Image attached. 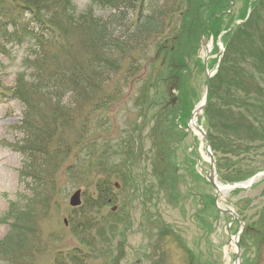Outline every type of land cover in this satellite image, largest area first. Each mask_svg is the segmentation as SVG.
<instances>
[{
  "label": "rangeland",
  "instance_id": "374dc122",
  "mask_svg": "<svg viewBox=\"0 0 264 264\" xmlns=\"http://www.w3.org/2000/svg\"><path fill=\"white\" fill-rule=\"evenodd\" d=\"M203 1L212 11L230 6ZM203 1L39 0L50 9L40 31L27 30V14L0 28V264H233L239 224L216 210L203 138L186 129L219 62L218 35L240 25L254 0H232L217 37L213 26L198 47L192 16L206 21ZM11 7H0V21H11ZM248 20L198 119L218 147L222 184L264 171V68H240L235 55L241 41L263 47L264 0ZM230 84L246 104L235 118L243 109L254 137L223 130L232 124L222 91ZM77 190L81 205L72 208ZM218 205L249 228L241 264H264V176L222 192Z\"/></svg>",
  "mask_w": 264,
  "mask_h": 264
},
{
  "label": "trees",
  "instance_id": "16d2710c",
  "mask_svg": "<svg viewBox=\"0 0 264 264\" xmlns=\"http://www.w3.org/2000/svg\"><path fill=\"white\" fill-rule=\"evenodd\" d=\"M203 1V0H202ZM225 3V0H223ZM11 4L12 3V7L10 9V18L11 21L7 22V21H0V28L2 29H7L8 26H10L11 24H16L19 23L25 16V14H27L29 16V18H27V30L34 32V31H40L42 28H44L45 26L43 25V23H45L46 21L44 20L45 17L48 16V14H50V9L48 7L39 5V0H0V7H2L3 5L6 4ZM204 8L206 10L207 13V18L206 21L204 23L201 22V16L196 13L192 16V23L197 24V26L199 27L200 30V34L202 33H206L207 31H210V29H212V27L214 26V28H216V30L214 31V34L212 35L213 37H217L218 34V25L219 22L215 19V15L221 11L224 10V7L221 6L219 8H214V10L212 11V2H204ZM255 12V11H254ZM12 14V15H11ZM149 18H146L145 23H146V28L147 29H152L155 30V24L158 22L157 20H153V18H151L150 16H148ZM208 21V27H206V22ZM241 30V29H240ZM237 31V30H236ZM239 31V29H238ZM199 34V35H200ZM236 39V37L234 38L233 35H227L224 38V43L226 46V50L228 49V47L231 45V43H233V40ZM260 41V40H259ZM259 41L256 43V47L257 50L255 51H249L247 53V55L244 53L246 51H240L239 53V62H240V68L242 65H250L253 62L256 63V61H258L260 63V67L264 68V45L263 47H261L258 43ZM242 46H243V50H247V48L249 46H251L250 44H247V42H243L242 41ZM264 44V43H263ZM253 52H256V55L253 54ZM225 62V59L223 61V63ZM224 67V66H223ZM241 71V75H243V71L244 70H240ZM261 75H264V70H261ZM248 72H244V76H246ZM236 74V78H238V73ZM235 84V83H234ZM234 84H230L229 87H225L224 90H222L225 94H226V98H227V102L230 101L229 103H227L226 105H230L229 106V111H227L229 113L228 116V120L227 122L230 123L232 122L231 125H226L224 124L223 126V130L226 132V134L228 133H237L240 131H249V133L251 134V136H255L258 133V130L255 129L252 125H245V122L247 121V118L243 117L246 114H243L242 110H240V115H234V108L238 109V103L242 104V108L246 109V104L245 102L241 101L239 102L240 97L236 95V93H234L232 91L231 88H233ZM239 83L236 82V89H241L243 86L242 84L237 88ZM258 86V85H257ZM259 87V86H258ZM260 88V87H259ZM240 91V90H239ZM238 91V92H239ZM259 92V90L257 91ZM261 92V91H260ZM262 94V98H264L263 93ZM228 96V97H227ZM225 98V100H226ZM259 99V98H258ZM231 103V104H230ZM232 105V106H231ZM253 106V105H250ZM247 112H249V110H247ZM220 114H222V112H220ZM237 116H239L238 118V122H237ZM243 122V123H242ZM56 127V126H55ZM261 130H259V139L262 140L264 139V127L260 128ZM225 135V133H224ZM238 135V134H237ZM228 136V135H227ZM238 137H236L237 140ZM226 141H229V137L225 138ZM246 139H248L246 137ZM256 139V138H254ZM233 143V140H230ZM212 144V148L214 150H218V147H216V143H214L213 141L211 142ZM224 145V142H221V146ZM227 149V148H225ZM228 150V149H227ZM231 151V150H228ZM10 216V214H9ZM23 216V214L20 215ZM30 213L28 212L26 215H24V218L29 217ZM11 217V216H10ZM250 233H246L245 236L249 235ZM11 237V235H9V238ZM24 242V236L22 235L20 241H19V247L23 244ZM0 250H4L5 251V244H3L2 242L0 243Z\"/></svg>",
  "mask_w": 264,
  "mask_h": 264
},
{
  "label": "water",
  "instance_id": "95a60500",
  "mask_svg": "<svg viewBox=\"0 0 264 264\" xmlns=\"http://www.w3.org/2000/svg\"><path fill=\"white\" fill-rule=\"evenodd\" d=\"M206 90L208 91V80H207V84H206ZM207 95V94H206ZM203 107H201L198 111L202 110ZM208 147V144H207ZM210 157V162H211V168L209 173L207 174V179L209 181V183L215 188V190L217 191V186L215 185L214 179H215V171H214V161L211 157V154H209ZM218 198V192H217V196H216V200ZM69 204L71 207H76L80 205V192L77 191L74 193V195L70 198L69 200ZM229 213L237 220H239L238 216L234 213L229 211ZM241 226H243V223H240ZM240 234L237 235V239L239 238ZM238 253L236 255V260H235V264H239V249L237 248Z\"/></svg>",
  "mask_w": 264,
  "mask_h": 264
},
{
  "label": "bare ground",
  "instance_id": "6f19581e",
  "mask_svg": "<svg viewBox=\"0 0 264 264\" xmlns=\"http://www.w3.org/2000/svg\"><path fill=\"white\" fill-rule=\"evenodd\" d=\"M197 116H198V113H195L194 116H193V119L190 123V127L192 128V130L196 132L195 130V126L197 124ZM204 158L207 160V157L204 156ZM216 185H217V191H219V193H222V192H225V191H228V190H231L232 188L229 187L228 185H221L220 183L216 182ZM235 238L233 237L232 240H231V245L232 247H234V243H235Z\"/></svg>",
  "mask_w": 264,
  "mask_h": 264
}]
</instances>
